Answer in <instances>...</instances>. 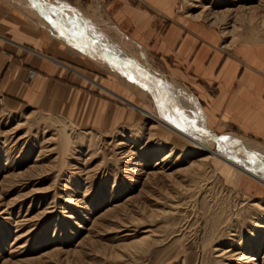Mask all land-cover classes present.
Listing matches in <instances>:
<instances>
[{
  "label": "rangeland",
  "instance_id": "rangeland-1",
  "mask_svg": "<svg viewBox=\"0 0 264 264\" xmlns=\"http://www.w3.org/2000/svg\"><path fill=\"white\" fill-rule=\"evenodd\" d=\"M64 1L96 11L99 26L124 39L125 52L175 83L166 73L173 63L151 46L137 49L98 4L85 10ZM185 14L210 25L229 48L264 47V0H179L177 15ZM22 15L67 52L64 64L100 82L112 77L129 101L155 108L135 83L88 54L69 53ZM59 69L60 80L88 97L84 112L64 91L60 99H22L0 87V264H264V186L233 180L234 169L215 157L203 160L204 151L153 127L148 115ZM92 98L106 105L100 120Z\"/></svg>",
  "mask_w": 264,
  "mask_h": 264
},
{
  "label": "crops",
  "instance_id": "crops-1",
  "mask_svg": "<svg viewBox=\"0 0 264 264\" xmlns=\"http://www.w3.org/2000/svg\"><path fill=\"white\" fill-rule=\"evenodd\" d=\"M67 1L85 10L99 5L132 43L145 51L151 46L167 65L171 61L173 66L168 65L170 72L167 68L166 73L178 83L187 84L204 112L208 129L224 136L232 134L227 132L232 130L264 144V47L237 44L229 48L220 44L210 25L187 14L186 18L177 15L179 0H88L86 5L82 0ZM16 2L19 0H0V87L22 99H31L33 93L59 97L58 92L64 91L73 97L74 107L80 102L78 107L81 105L80 111L84 112L88 97L84 100L69 80H60L64 71L59 67L90 80L64 64L67 52L53 47L49 35L27 20ZM66 50L84 55L78 50ZM27 69L37 71L29 84L23 82ZM95 81L98 84L90 82L100 89L124 94L112 77ZM103 102L91 99V110L96 111L98 120L105 114ZM106 104L112 107V103Z\"/></svg>",
  "mask_w": 264,
  "mask_h": 264
},
{
  "label": "bare ground",
  "instance_id": "bare-ground-1",
  "mask_svg": "<svg viewBox=\"0 0 264 264\" xmlns=\"http://www.w3.org/2000/svg\"><path fill=\"white\" fill-rule=\"evenodd\" d=\"M56 2L57 0H54L53 4H56ZM66 4L68 3L59 0V7L55 14L45 9L46 14L52 15L54 20L60 22L59 27H53L38 9L30 7V0H19V2H16L22 14H25L34 24L49 30L50 36L60 40L64 48L72 51L78 50L83 54L92 56L100 62L98 64L105 70L113 74L119 72L128 82L129 80L124 73L131 74L134 79L137 80V83L132 84L131 81L129 83H131L135 89L138 87L143 90V93L150 98V101H152V99L154 100L155 108H152V110L136 104L138 102L129 101L125 97L126 93H114L108 88H105V90L129 103L133 109L139 110L151 117L155 123L152 124L153 127H157L155 126L156 124L164 126L182 139L197 146L205 152L202 158L203 160L215 157L218 161L228 166L229 169H234V174H232L233 180L241 182V184H244V181L248 180V185L253 182V185L257 183V185L264 186V172L260 171V161L264 160V146L260 147L256 144H250L245 139L235 135L230 136L228 141H221L219 137L224 135H217L214 131L206 127L205 115L197 99L189 92H186L184 90L185 88L183 89L180 86V83L174 79L175 83H170L165 80V77H158L154 69L150 66L147 67L148 63L145 66V63L143 64L136 54L125 52L123 47L124 39L119 35L117 36V34L113 36L114 34L112 35L110 32V27L106 28L104 26H99V15H97V19L93 17L96 11L94 15L88 14L86 11L77 10L69 4L72 8L70 11L65 7ZM69 21L73 23L70 25ZM61 31L65 33L64 36L60 35ZM70 31H75L77 34L73 35ZM78 33H83V36H80ZM136 48L141 50L139 45H136ZM129 61L131 62L130 64L128 63ZM147 71H150V73H147ZM32 72L29 83L37 75L35 69H32ZM85 78L98 84L95 80L87 76H85ZM141 84L147 85V89L141 87ZM138 91L133 90V92ZM160 103H163V109L159 107ZM173 107L183 111V119H177L176 114L172 111ZM165 117H168V119H165ZM170 120H177L181 126L176 127ZM193 122L195 123V127L192 126ZM197 129H204V131L200 132L197 131ZM234 141H240L241 143L236 144ZM253 152L258 154L256 157L258 162L256 164L249 162V154ZM228 176H230V173ZM257 185V190H260V186ZM229 251L231 250H228V252Z\"/></svg>",
  "mask_w": 264,
  "mask_h": 264
},
{
  "label": "snow or ice",
  "instance_id": "snow-or-ice-1",
  "mask_svg": "<svg viewBox=\"0 0 264 264\" xmlns=\"http://www.w3.org/2000/svg\"><path fill=\"white\" fill-rule=\"evenodd\" d=\"M30 7L38 9L41 12V14L44 15V18L46 20H48V22L50 24L53 25V27H59L60 22L54 20L52 15H48V14L45 13V9H47L49 12L55 14L57 12V8L59 7V0H57L56 4H53L51 2V0H30ZM72 23H73L72 21H69L70 25ZM72 34L75 35L77 33L75 31H73ZM78 34L80 36H83V33H78ZM60 35L64 36L65 33L63 31H61ZM128 63L130 64L131 62L129 61ZM124 75L126 76V78L129 81H131L133 83H137V80L134 79V77L131 74L124 73ZM140 86L147 89V85H145V84H141ZM159 107L161 109H163L164 108L163 103H160ZM172 111L176 114L177 119H183L184 118V113L179 108L173 107ZM165 119H168V117H165ZM170 122L175 124L176 127H180L181 126L180 123L177 122V120H170ZM192 126L195 127V123L194 122L192 123ZM197 131L203 132L204 129H197ZM219 139L221 141H228L230 138L228 136H221V137H219ZM234 143L240 144L241 142L240 141H234ZM257 155L258 154L254 153V152L250 153L249 154V162L252 163V164H256L258 162L257 159H256ZM260 171L264 172V160L260 161Z\"/></svg>",
  "mask_w": 264,
  "mask_h": 264
},
{
  "label": "built area",
  "instance_id": "built-area-1",
  "mask_svg": "<svg viewBox=\"0 0 264 264\" xmlns=\"http://www.w3.org/2000/svg\"><path fill=\"white\" fill-rule=\"evenodd\" d=\"M32 73H33L32 69H27V73H26V76H25V79H24L25 83L29 82L30 78L32 77Z\"/></svg>",
  "mask_w": 264,
  "mask_h": 264
},
{
  "label": "water",
  "instance_id": "water-1",
  "mask_svg": "<svg viewBox=\"0 0 264 264\" xmlns=\"http://www.w3.org/2000/svg\"><path fill=\"white\" fill-rule=\"evenodd\" d=\"M51 1H52V3L54 2V0H51ZM60 6H61V5H60ZM61 7H63V6H61ZM65 7L67 8V10H70V11H71V9H72L71 6H70L69 4H66ZM70 11H69V12H70ZM147 73H150V71H147Z\"/></svg>",
  "mask_w": 264,
  "mask_h": 264
}]
</instances>
